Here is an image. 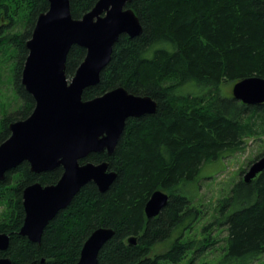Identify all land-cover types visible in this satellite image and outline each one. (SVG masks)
<instances>
[{"label": "trees", "instance_id": "1", "mask_svg": "<svg viewBox=\"0 0 264 264\" xmlns=\"http://www.w3.org/2000/svg\"><path fill=\"white\" fill-rule=\"evenodd\" d=\"M68 1L73 19L97 2ZM126 8L138 18L141 34L119 36L99 82L83 91L82 100L122 87L152 98L155 114L127 119L111 156L93 153L80 161L107 162L116 179L104 193L93 183L82 187L44 228L39 245L18 234L22 190L36 182L55 184L62 168L34 174L23 162L8 171L0 181V203L6 207L0 233L9 236V244L0 256L11 264H75L89 235L105 227L114 234L99 250L97 264H179L188 252L191 262L202 255L212 245L213 231L224 228L225 246L216 264L259 261L264 257V171L250 183L241 178L216 203L201 240L184 239V233L202 216L194 206L202 167L242 151L245 139L264 129V103L244 105L221 90L222 84L233 86L247 77L264 79V0H131ZM47 10L46 0H0V70L9 63V81L21 103L0 118V144L10 135L9 124L26 119L34 108L21 72L25 42ZM84 57L83 48H70L66 78ZM190 187L194 197L185 195ZM158 190L168 201L148 220L144 206ZM173 235L167 251L150 256L155 244ZM130 237L134 245L128 244Z\"/></svg>", "mask_w": 264, "mask_h": 264}, {"label": "water", "instance_id": "2", "mask_svg": "<svg viewBox=\"0 0 264 264\" xmlns=\"http://www.w3.org/2000/svg\"><path fill=\"white\" fill-rule=\"evenodd\" d=\"M31 37L25 42L27 56L21 85L35 105L24 120L11 122L9 137L0 144V181L5 174L26 162L34 174L62 168L59 180L43 186L36 182L22 190L24 210L19 235L40 244L44 228L88 183L106 192L117 174L107 162L80 163L93 153L111 156L125 129L126 120L153 115L157 104L149 96H136L118 87L91 100H82L83 91L99 82L120 35L141 34L138 18L126 8L131 0H97L89 12L73 19L68 0H46ZM85 50V57L70 80L65 75L66 57L73 46ZM232 97L244 105L264 103V79L251 76L233 84ZM264 171V154L242 175L250 183ZM168 195L151 194L144 206L146 218L157 217L166 206ZM100 227L85 240L75 264H97L102 246L113 236ZM130 237L128 244H135ZM9 236L0 233V252L7 249ZM42 263V262H41ZM0 264H11L0 258Z\"/></svg>", "mask_w": 264, "mask_h": 264}, {"label": "rangeland", "instance_id": "3", "mask_svg": "<svg viewBox=\"0 0 264 264\" xmlns=\"http://www.w3.org/2000/svg\"><path fill=\"white\" fill-rule=\"evenodd\" d=\"M8 64H1L2 68L0 70V118L3 114L13 112L21 104L9 81ZM67 79L70 80L71 78ZM231 89L232 84H222V95L230 96ZM263 154L264 129L259 130L258 136L246 138L242 151L235 153L232 157L216 160L202 167L199 173V192L194 201V206L201 211L202 216L194 223L192 229L185 231L184 239L199 241L203 238L201 229L215 216L216 203L229 194L232 186L242 178L244 172L256 161L257 156ZM185 195L194 197L196 192L193 187H190ZM5 208V205L0 203V220L3 219L6 213ZM226 234L224 228L213 231L210 238L212 245L208 246L202 255H197L191 262L193 254L188 252L179 264H216L225 246ZM175 235L165 242L155 244L151 248L150 256L153 257L167 251ZM253 264H264V257Z\"/></svg>", "mask_w": 264, "mask_h": 264}, {"label": "flooded vegetation", "instance_id": "4", "mask_svg": "<svg viewBox=\"0 0 264 264\" xmlns=\"http://www.w3.org/2000/svg\"><path fill=\"white\" fill-rule=\"evenodd\" d=\"M0 258H4V257H1V256H0Z\"/></svg>", "mask_w": 264, "mask_h": 264}]
</instances>
